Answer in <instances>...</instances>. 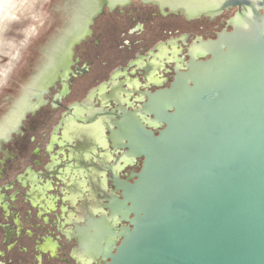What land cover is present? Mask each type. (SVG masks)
Masks as SVG:
<instances>
[{"label": "water", "instance_id": "obj_1", "mask_svg": "<svg viewBox=\"0 0 264 264\" xmlns=\"http://www.w3.org/2000/svg\"><path fill=\"white\" fill-rule=\"evenodd\" d=\"M152 1L199 18L185 30L206 37L224 29L215 39L198 37L185 70L171 86L150 93L143 110L117 114L118 130L109 139L126 141L122 147L143 161L138 172L118 177L120 195L105 205L110 214L100 228L92 226L91 258H100L98 264H264V0H215L193 13ZM234 6L239 16L232 31L225 21L202 17ZM135 7L109 11L85 44L90 54L82 49L78 55L115 58L125 38L115 28L129 26L126 13ZM156 26L149 25L148 35ZM41 110L56 123L58 114ZM147 124L160 128L156 133Z\"/></svg>", "mask_w": 264, "mask_h": 264}, {"label": "flooded vegetation", "instance_id": "obj_2", "mask_svg": "<svg viewBox=\"0 0 264 264\" xmlns=\"http://www.w3.org/2000/svg\"><path fill=\"white\" fill-rule=\"evenodd\" d=\"M136 1L81 0L71 16H79L84 8L88 13L83 12L82 22L73 26L69 21L67 32L63 30L68 36L61 42L82 33L71 37L67 46H54L52 55L38 63L44 68L43 77L35 81V94L24 102V109L34 106L35 110L14 120L13 129L0 140V264L99 263L100 258H91L96 257L89 247L92 226L100 228L110 214L105 205L107 198L120 195L118 177L127 179L138 172L143 161L122 147L126 141L109 139L118 130L117 114L124 108L143 110L150 93L171 86L178 72L185 70L189 47L200 42L198 37L215 39L224 29L204 37L185 30L187 21L199 18L187 19L152 0H139L140 6L126 13L129 26L115 28L119 37L125 36L115 58L102 52L91 60L77 55L76 47L93 38L97 17L117 7L125 13V6ZM100 5L101 12L89 23V12ZM232 10V16L223 18L227 31H232L239 16V7ZM221 14L205 17L214 21ZM159 16L162 20L155 23ZM154 24L155 31L148 35L149 25ZM74 40L78 42L70 48ZM92 42L99 48L101 38ZM88 53L85 46L83 54ZM110 60L116 65L112 67ZM43 107L58 114L55 124ZM147 127L156 133L160 128Z\"/></svg>", "mask_w": 264, "mask_h": 264}, {"label": "rangeland", "instance_id": "obj_3", "mask_svg": "<svg viewBox=\"0 0 264 264\" xmlns=\"http://www.w3.org/2000/svg\"><path fill=\"white\" fill-rule=\"evenodd\" d=\"M81 4V0H0V115L11 107L13 98L17 97V74L24 79L36 76L39 72L37 64L44 62L47 56L52 55L49 52L62 44L63 30L67 32L65 29L73 18L71 13L77 12L76 6L79 8ZM133 5L140 6V1ZM105 12V15L97 17L92 26L93 32L109 10ZM233 12L231 8L217 20L225 21L223 18L232 16ZM87 42L76 47L77 55ZM38 56L39 59L41 56L44 58L35 62ZM28 118H31L30 115Z\"/></svg>", "mask_w": 264, "mask_h": 264}, {"label": "bare ground", "instance_id": "obj_4", "mask_svg": "<svg viewBox=\"0 0 264 264\" xmlns=\"http://www.w3.org/2000/svg\"><path fill=\"white\" fill-rule=\"evenodd\" d=\"M83 1L85 2V0H83ZM161 1L163 3L170 4L171 6H173V5L177 6L178 4L179 5H183L188 10V12L193 13V12L197 11L199 8L205 6V4L213 3L215 0H161ZM256 1L257 0H254V2H256ZM111 2H114V0H111ZM86 9L87 8H84V10L80 11L79 12V16L76 15L77 17H74L73 19H71V22H73L71 24L72 26L74 24H76L78 21L82 22V19H81L80 15H82L83 12L84 13H88V10H86ZM93 11H91L89 13H92ZM83 17H84V15H83ZM87 17H88V15L85 16V19ZM66 30H68V28ZM82 31L83 30H81L79 33L74 34L73 36H70L69 39H67V42L65 41L66 43L64 42L63 44L67 46L70 38L80 35L82 33ZM66 36H68V35H65V37ZM42 58H44V57L41 56L40 59H42ZM40 59H39V56H38V58H37V60L35 62H37ZM37 65H41V64H37ZM37 69L39 70V72H37V74H36V76L34 78H32V77L31 78L28 77V78H25V79L24 78H19L18 77L19 75L17 74L16 82H15V86H16L15 90H16L17 97L13 98L14 102L12 103L11 107L8 108L7 111L4 112V114L0 115V139L3 136H6L8 134V132H10V130L13 129V128H11V126H13L14 120H18V119L22 118L23 117V114H22L23 111L28 109L27 107L24 109V107L27 105L24 102L26 100H28L29 97L31 98V96L35 94L34 93V91H36L35 81H37L40 76L43 77V73L42 72H43L44 68H40L39 67ZM23 103H24V105L22 106Z\"/></svg>", "mask_w": 264, "mask_h": 264}]
</instances>
